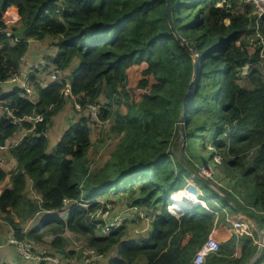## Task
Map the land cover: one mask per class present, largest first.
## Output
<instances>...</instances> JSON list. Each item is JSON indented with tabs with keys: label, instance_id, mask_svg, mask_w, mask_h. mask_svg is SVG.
<instances>
[{
	"label": "trees",
	"instance_id": "16d2710c",
	"mask_svg": "<svg viewBox=\"0 0 264 264\" xmlns=\"http://www.w3.org/2000/svg\"><path fill=\"white\" fill-rule=\"evenodd\" d=\"M217 1L170 0L174 28L198 55L192 86L185 93L191 58L169 27L165 0H0V81L18 70L28 39L51 37L54 53L46 61L57 70L67 69L66 75L45 83L29 72L33 100L20 96L18 88L0 92L12 113H0V145L27 129L7 147L15 166L7 171L0 167V181L9 174V184L0 190V215L13 236L40 240L42 227L56 223L85 235L99 252L114 249L105 264H132L136 258L141 264H190L215 214L200 206L177 215L166 209L168 199L173 207L188 206L185 194L179 195L185 189L178 188L189 172L170 149L177 127L185 142L206 132L212 148L222 152L223 166L236 173L229 186L233 193L223 189L220 197L194 177L207 194L201 199L219 197L233 211L226 195L239 211L263 224L264 213L247 206L264 210V78L253 66L257 50H248L242 41L235 44L247 31V18L229 10L242 0H221L220 6ZM8 18L20 23L14 32ZM263 19L264 13L257 18L264 33ZM244 64L248 86L238 84ZM66 82L73 100L81 106L97 103L98 118L108 121L106 132L119 135L107 158L92 170L87 163L92 123L82 111L46 150L44 131L67 99L62 92ZM34 114L42 118L33 124L21 118ZM187 150L182 149L183 156ZM191 157L184 156L197 169ZM26 179L37 200L25 195ZM118 193L128 203L123 208L153 211L147 234L138 241L121 238V225L96 236L85 219L95 198ZM80 197L87 204L72 203L63 218L57 214L65 199ZM37 212L46 214L19 232L13 215L23 219ZM59 240L52 238L56 251ZM233 245L229 236L204 264H241L254 250L249 235L237 239L239 252L232 257Z\"/></svg>",
	"mask_w": 264,
	"mask_h": 264
},
{
	"label": "rangeland",
	"instance_id": "374dc122",
	"mask_svg": "<svg viewBox=\"0 0 264 264\" xmlns=\"http://www.w3.org/2000/svg\"><path fill=\"white\" fill-rule=\"evenodd\" d=\"M242 1H240L239 4L238 2H236L233 5V8L229 10L233 14L240 13V14L245 15L247 18V24H246L247 31L240 37V39L238 38V40L235 41V44H241V41H242L244 46L248 50L250 51L253 49L257 50L258 58L253 63V66L261 74L262 78H264V48L261 51H259L258 47L260 43L255 37V35L253 34L255 20H257L256 12L258 8L251 5L250 4L251 2L249 1H246V0H242ZM244 4H248V5H244ZM216 5L220 6L221 0H218L216 2ZM252 18H254V21L252 20ZM223 22L227 23L228 20L224 19ZM7 23L8 25H10V27L14 28L13 32L14 30H17L18 27L20 26V23L17 21L8 20ZM257 24H258V29L264 40V33L260 29L261 25L258 22ZM262 24L264 25V19H263ZM52 40L53 39L51 37H45L40 40L32 39V44L30 45L33 47L38 46V45H40L41 47H44L43 48L44 53H41V52L40 53L47 60V57L51 56V50H52L51 47L53 46H51L50 42ZM53 69L57 70L54 65L48 63L44 68L38 71L39 73L35 76L36 81L38 83H45L46 81H48V78H47L48 73ZM247 72H248V64H244L241 67L240 71L238 72V76H239L238 84L239 85L248 86V81L245 78V74H247ZM56 73H57V77L60 78L67 74V69L57 70ZM0 89L2 90L1 87ZM65 96H67V99L64 103L66 109L65 107L62 106L63 108L61 107L59 111H57L54 115H52L51 118L49 119L48 126L46 127L44 131V135L46 136L48 140L47 147H46L47 151H49L48 145L51 144V142L61 134V128H65L69 124V120H67V118L65 117V114L67 113L66 110L71 109L73 104L71 103L72 101L71 97L69 95H65ZM68 101L70 102V105ZM77 113L78 115L81 114L80 112H77ZM107 122H108L107 120H104L103 122L101 121L97 125L90 126L91 131L89 135H90V141L92 142V144L87 151V163H88V166L90 167V170H92V167H95L101 164L107 158L109 152L112 150V148L114 147L115 143L117 142L119 138L118 134L106 132ZM14 136L15 134L13 133L11 136H9L5 140V142L12 140ZM185 146H186V149L188 148L189 150H187L186 153H184V156L192 155L191 162L197 165L196 170H198V168L201 167L202 165L210 167L211 177L213 178V180L219 182L221 186H217L216 184H214L213 185L215 187L214 188L212 185L206 182L207 186L212 191L216 192L219 197L222 196L218 192L224 193L223 189H226L230 185H232L233 179L236 176V173L233 170L230 171L228 168H225L223 164L221 163L222 152L215 148H212L208 140V135L206 132L201 133V138L195 136L193 138L187 139V141L185 142L181 134L180 128L177 127L176 135L173 137L172 146L170 147L173 155L177 157L178 152L181 151L182 156H183L182 149ZM247 153H250V151H247ZM12 160H15V159L12 157ZM194 179H195L194 176H192L189 173L188 176L185 178L184 183L178 189L182 188V189L188 190L187 186H189V193L190 191H192V189L195 190L197 188L200 190V192L205 193L204 191L201 190L202 185L200 184V182ZM24 192L27 197L33 200H37V195L30 188V185H26ZM204 195H207V194H204ZM104 196H106L107 198ZM104 196H98V198H101V197L106 198L112 210L115 209L116 207H118L119 209L126 207L127 202L124 200V197H125L124 194L122 193H118L115 195L106 194ZM199 196L203 197L201 195ZM206 199L211 200L213 198L207 197ZM191 200H193V198H191ZM180 201L182 203L183 199ZM83 202H84V199L81 197L76 200H66L64 201L62 207L57 211V214L63 218L66 215V210L69 205H71L72 203H77V204L82 205ZM208 202L211 203V201H208ZM204 203L208 207L207 203L206 202ZM227 205L229 206V204ZM131 207L132 206H129V208ZM197 208L199 207L197 206ZM227 209L228 207L226 206L224 211H219L218 214L215 215V222H214L213 228L215 231L218 232L217 236L222 237V239H220L219 237L217 238V240L220 241V243L224 241L227 235L226 233L227 229L229 228V220L232 219L234 216V211H230ZM44 214H46V212H37L31 215V217L23 218V219L19 217L18 215H13V220L17 223L19 232L25 233L27 230L33 227ZM152 214H153V211L149 207L145 208V207L140 206V207L133 208L132 212L130 213L129 219H126L122 222L121 238L133 239L134 241H138L140 238L145 237L149 229V223H150ZM245 215H247V213ZM247 216L249 217L250 220L252 221L254 220L257 222V220L254 219L253 216H249V215ZM85 219L87 220L86 217ZM244 223H245V227L249 229L251 234L254 236V233L252 232L251 222L246 223V221L244 220ZM257 224L259 225L258 222ZM260 226L262 227V225ZM10 232L12 233V230L10 229L9 225L2 219L0 215V234H3L4 235L3 237H5V235ZM233 232H234V235H232V237L234 239V245H237L238 238H240L241 236L247 235L240 228H237ZM39 234L41 235L40 240H35L32 237H28V236H24L25 238H22V239L30 240L33 244L36 245V248H42L49 253H56V252L60 253L62 256L63 264H78V261L81 258L82 249L86 247H92L93 249L96 250L97 248L95 245L93 246V245H90V243H88V240L85 238V235L79 234L77 232H72L69 229L67 230L66 227H64L63 225H59L56 223H48L44 225L42 229L39 231ZM55 236H59L60 238L59 243L55 244L58 246L57 248H60L59 251H56L55 249H53L55 246L53 247L52 245L53 244L52 238ZM234 245H233L232 252L235 251V249H238L237 252H239L238 245L236 247H234ZM113 252H114V249L112 248L108 249L106 252H103L104 259L102 260V262H100V264H105L107 256L113 254ZM141 262L142 261L140 258L139 259L136 258L132 262V264H141Z\"/></svg>",
	"mask_w": 264,
	"mask_h": 264
},
{
	"label": "built area",
	"instance_id": "2783aa9c",
	"mask_svg": "<svg viewBox=\"0 0 264 264\" xmlns=\"http://www.w3.org/2000/svg\"><path fill=\"white\" fill-rule=\"evenodd\" d=\"M251 2V5L258 8L257 10V18L264 13V0H246ZM10 21V19L8 18ZM7 20V21H8ZM258 20H255L254 24V32L253 34L259 41L260 45L258 47L259 51H261L264 48V40L262 38V35L258 29ZM259 23V22H258ZM6 35L10 34L9 30H4ZM16 38H14L15 40ZM21 60V61H20ZM23 64V56L19 58V65ZM26 64V61H24ZM47 61L43 55L37 57L34 61L29 63L26 67L18 68L16 72L11 73L6 79L0 81V83H9L13 87L12 88H18L19 95L29 99L33 100V87L31 82L28 79V73L33 72L35 76L39 73L38 71L44 68L47 65ZM57 70L53 69L48 73V80H55L57 79ZM62 92L64 95H69L72 99V103L74 108L77 111H82L85 116L88 117L92 125H97L101 122V120L98 118V104L95 102H86L83 106L80 105L79 102L73 100V96L70 94L68 83L66 82L64 87L62 88ZM0 113H3L6 116H12L11 108L7 107L3 104V102L0 100ZM26 121H29L33 124L34 121L41 120L42 115L40 114H34L32 116H23L21 117ZM21 118H14V121H19ZM201 176L208 179V183L210 185L216 184L217 186H221V184L211 177V169L209 166L202 165L197 170ZM214 187V186H213ZM215 188V187H214ZM226 190L231 191V189L228 187ZM217 191V190H216ZM218 192V191H217ZM221 195L224 196L222 192H218ZM197 194V195H196ZM201 192L197 188L194 190V197L193 200L190 199L189 204L186 208L181 207H173L174 201L168 199V203L166 204V209L174 215H177L180 213V211H183L185 209H189L191 205H199L200 207L212 211L214 214H216L212 207H207L205 203L200 199ZM234 196L240 200L239 196L237 194H234ZM68 199H65L66 201ZM63 201V203H64ZM241 201V200H240ZM94 202L96 205L93 208H90L86 211V218L90 222L93 228V232L96 236H104L106 235L111 229L116 228L120 225H122V222L127 219V209L128 208H122L119 212H114L109 202L106 200V198H95ZM227 203L230 205H233L232 202L227 201ZM87 204V201L84 200L82 205ZM249 209L264 213V210H257L253 206H247ZM135 208V206H132L131 209ZM235 215L232 219L229 220V236L234 235V232L237 228H240L243 230L247 235L251 237V240L254 245V250L251 254V256L247 259L248 264H264V222L262 224V227L257 224L256 221H252L249 219L247 215H245L241 211H234ZM251 222L252 224V232L254 233V236L251 234L249 229L245 227V223ZM254 224V225H253ZM212 229V228H211ZM228 236V237H229ZM226 239V237H225ZM224 239V240H225ZM5 244L11 245L15 252L18 254L20 259L25 262V264H63L62 256L60 253H49L46 250L42 248H36V245L33 244L30 240L27 239H18L15 236L12 235V233H8L7 236L4 239ZM220 244V241L217 240L216 235H213L212 231L210 230L208 234L206 235L205 239L197 246V248L194 250V252L191 255V258L189 260L190 264H204L206 258L212 254H216L218 250V246ZM236 247V245L234 246ZM231 256H237L236 251H233ZM104 259L103 253L99 252L92 247H86L81 250V258L78 261V264H100L102 260Z\"/></svg>",
	"mask_w": 264,
	"mask_h": 264
},
{
	"label": "crops",
	"instance_id": "0c3cea01",
	"mask_svg": "<svg viewBox=\"0 0 264 264\" xmlns=\"http://www.w3.org/2000/svg\"><path fill=\"white\" fill-rule=\"evenodd\" d=\"M33 40H37V39H33ZM30 44H32V39H28L27 49L22 55L23 56V64L19 65L20 68L26 67L29 63L34 61L37 57L41 56L42 55L41 53H44L43 52L44 47H41L40 45L33 47ZM51 48H52V50H51V55H52L54 53V47H51ZM24 61H26V64L24 63ZM0 85H1L0 87L2 88V90L0 89V92H7L11 89V87H13L9 83H2V84L0 83ZM68 103L70 105L69 101H68ZM71 103H72V101H71ZM63 107H65V104L63 105ZM65 109H66V107H65ZM66 112L67 113L65 114V117L67 118V120H69V123L76 120V118L79 116L77 113L79 111H77L74 108V106H72L71 109L66 110ZM63 129L64 128H61V132ZM26 131H27V129H20L19 131H17L15 133V136L12 138V140L6 141L4 143V145H0V167L2 169L7 171L10 168L15 166L16 162H15V160H12V156L8 153L7 147L9 144L15 143ZM58 137L55 138L51 142V144L48 145V150H50L51 146L57 141ZM8 184H9V174H6L4 179H2L0 181V190ZM29 184H30V180L26 179V185H29ZM184 193L182 192L179 195H182V194L184 195ZM201 196H203L202 192H201ZM204 198H203L204 200L202 199L203 202H206L208 207H212L213 209L216 210V211H214L216 213L215 215H217L219 211L225 210V207L223 206V204L218 202V198L213 197V199H211V200L206 199L207 196H205ZM208 201H211V203H209ZM227 201H229V197H228ZM197 206H199V205H191L190 208L197 207ZM120 210H122V209H119V210L117 208L113 209L114 212H119ZM127 212H128L127 219H129V216H130V213L132 212V209L128 207ZM234 215H235V213H234ZM211 231H212L213 235H216L217 238L219 237L220 239H222L221 236H217L218 232L215 231L213 227H212ZM226 233H227V235H226V239H227L229 236V228L227 229ZM7 234L5 235V237L7 236ZM3 236H4L3 234H0V264H25V262L22 261L20 259V257L18 256V254L15 252L14 248L9 244L4 243L5 237H3ZM238 248H239V246H238ZM237 250L238 249H235L236 253H238Z\"/></svg>",
	"mask_w": 264,
	"mask_h": 264
},
{
	"label": "water",
	"instance_id": "95a60500",
	"mask_svg": "<svg viewBox=\"0 0 264 264\" xmlns=\"http://www.w3.org/2000/svg\"><path fill=\"white\" fill-rule=\"evenodd\" d=\"M165 14H166V17H167V20H168V24H169V27L174 35V37L179 41L180 45L187 51L188 55L190 56L191 58V76H190V80L189 82L187 83L186 85V90H185V93L187 91L190 90L191 88V81L194 77V73H195V70H196V67L198 65V55L197 53L194 51V49L190 46H188L187 44V40L182 37L178 32L177 30L174 28L173 26V23H172V19H171V10H170V0H165ZM185 95V94H184ZM184 98V97H183ZM183 104H184V100H182V103H181V108L183 107ZM177 159L179 161V163L194 177L196 178H199L200 180L204 181V182H208V180L201 176V174H199V172L192 168L190 166V164L183 158L182 156V153L181 151L178 152V155H177ZM226 199L228 200V197L225 195ZM231 208L233 209V211H238V209L233 206V205H230ZM241 264H248L247 261L241 263Z\"/></svg>",
	"mask_w": 264,
	"mask_h": 264
},
{
	"label": "bare ground",
	"instance_id": "6f19581e",
	"mask_svg": "<svg viewBox=\"0 0 264 264\" xmlns=\"http://www.w3.org/2000/svg\"><path fill=\"white\" fill-rule=\"evenodd\" d=\"M187 188H188V190L185 189L186 191L184 190L183 193L185 192L184 193L185 194V198L187 200V203L189 204L190 199L194 197V190L192 189V191H190V193H189V186Z\"/></svg>",
	"mask_w": 264,
	"mask_h": 264
},
{
	"label": "clouds",
	"instance_id": "9594fccd",
	"mask_svg": "<svg viewBox=\"0 0 264 264\" xmlns=\"http://www.w3.org/2000/svg\"><path fill=\"white\" fill-rule=\"evenodd\" d=\"M202 197H200V199H201ZM202 200V199H201ZM203 201V200H202ZM191 209V208H190ZM186 210H189V209H186Z\"/></svg>",
	"mask_w": 264,
	"mask_h": 264
}]
</instances>
